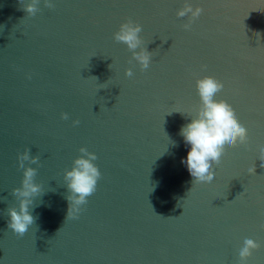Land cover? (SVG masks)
Instances as JSON below:
<instances>
[{
	"label": "water",
	"instance_id": "water-1",
	"mask_svg": "<svg viewBox=\"0 0 264 264\" xmlns=\"http://www.w3.org/2000/svg\"><path fill=\"white\" fill-rule=\"evenodd\" d=\"M26 2L0 0V262L242 264L251 238L261 246L247 264H264V0H190L203 9L190 30L184 0H40L34 15ZM128 19L142 26L148 69L114 39ZM205 75L248 130L213 186L181 163ZM81 147L101 177L67 218L64 173ZM26 149L42 194L21 236L7 210L19 208Z\"/></svg>",
	"mask_w": 264,
	"mask_h": 264
},
{
	"label": "clouds",
	"instance_id": "clouds-1",
	"mask_svg": "<svg viewBox=\"0 0 264 264\" xmlns=\"http://www.w3.org/2000/svg\"><path fill=\"white\" fill-rule=\"evenodd\" d=\"M39 3L40 0H28L24 10L27 14L34 15L38 11ZM44 3L48 7L54 6L53 0H44ZM202 11V7L198 4L193 7L190 0H184V5L177 11V16H189V21L183 25V28L190 30L192 21L198 18ZM141 31L142 26L139 23L128 19L120 24L118 31L114 33V39L127 45L132 57L143 70L149 68L152 53L143 46L139 35ZM126 75H133L132 68L126 70ZM196 89L200 98L197 114L180 129V135L187 148L186 156L181 157V163L196 184L213 186L218 180L217 169L223 165L229 149L238 143L248 142V130L240 123L238 114L231 106L218 103V99L227 90L211 75L197 79ZM62 116L64 119L68 118L67 113H63ZM73 123L78 124L79 121ZM79 151L83 155L76 157L72 167L64 173L68 189L66 199L69 201L67 218H75L78 215L81 205L86 204L87 198L96 191L97 182L101 177L99 167L94 163L97 159L96 154L84 147ZM18 159L19 166L23 169L21 186L14 189V194L19 199V208H9L7 214L10 217L8 227L22 236L35 221L32 215V209L35 207L34 198L42 194V185L35 182L37 169L30 166L38 163L39 157L32 156L30 149H26ZM25 161L29 162V166H26ZM261 161L264 162V159ZM249 171L255 173L256 169L253 167ZM260 246L254 239L246 238L243 247L239 250L242 264H247L253 251Z\"/></svg>",
	"mask_w": 264,
	"mask_h": 264
}]
</instances>
